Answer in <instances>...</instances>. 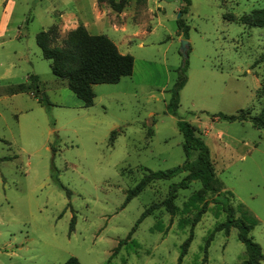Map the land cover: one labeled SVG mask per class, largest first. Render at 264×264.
Returning a JSON list of instances; mask_svg holds the SVG:
<instances>
[{"label": "rangeland", "instance_id": "rangeland-1", "mask_svg": "<svg viewBox=\"0 0 264 264\" xmlns=\"http://www.w3.org/2000/svg\"><path fill=\"white\" fill-rule=\"evenodd\" d=\"M47 3L14 0L9 25L18 33H9L1 51L2 85L23 82L27 73H36L39 82L37 89L14 94L0 87V156H8L0 160V264H61L69 256L78 264H176L203 200L179 264H240L245 251L237 228L215 229L225 218L215 192L184 204L199 187L196 179L177 189L174 213L154 208L126 238L141 211L184 174L153 179L124 202L144 167L182 162L178 116L201 131L215 175L231 192L234 217L243 209L256 218L248 234L264 252V130L248 119L211 115L255 113L264 103V25L225 17L264 8V0H189L180 14L188 25L185 57L176 24L182 0H150L145 11L126 8L125 29L100 19L89 32L106 34L133 63L117 81L93 83L87 106L51 73L35 43L34 34L52 22L42 9ZM112 16L117 24L119 15ZM65 33L57 29L54 42L61 44ZM183 58L185 81L173 115L165 102ZM10 59L13 65L6 63ZM119 239L123 243L111 254Z\"/></svg>", "mask_w": 264, "mask_h": 264}, {"label": "trees", "instance_id": "trees-1", "mask_svg": "<svg viewBox=\"0 0 264 264\" xmlns=\"http://www.w3.org/2000/svg\"><path fill=\"white\" fill-rule=\"evenodd\" d=\"M98 3L105 1L108 6L115 12L121 11L127 0H96ZM184 3L179 8V15L176 18L177 29L184 34L186 38L188 25L182 21L180 14L187 10L189 0H182ZM228 19H235L247 25H264V8L254 7L248 12L242 13L235 17L233 14L226 13ZM57 24L52 22L46 28L38 30L34 34V40L40 50L43 58L49 60V68L53 75L64 78L66 86L79 99L81 105L87 106L92 103L93 91L91 85L99 82H115L121 76L131 73L133 59L129 53H121L115 43L104 33H90L82 24H77L73 28L66 31L62 38L61 44L54 41L57 36ZM188 47V45H187ZM182 66L173 85L168 89L169 95L165 102L166 109L173 115L179 103V89L185 81L184 66L186 59L183 58ZM260 84L264 86V76L261 77ZM38 88V79L35 74L28 73L27 78L23 82L7 84L4 86L5 93H14L27 88ZM42 104H46L44 96L38 99ZM212 116L223 118L226 120H244L248 119L251 125L264 130V103L255 113H250L248 109H238L236 113H211ZM176 126L181 134V148L184 158L180 164L165 169L152 170L147 167L144 175L130 188L127 189L124 202L131 196L138 193L149 181L153 179L170 178L177 172L184 171V174L175 182L168 184L165 196L157 202H151L147 205L137 217L135 223L128 231L126 238L136 226V223L146 214L150 213L154 208L163 206L169 213H174L177 206L174 203L176 191L179 188L187 187L191 180H198L197 187L188 196V200L184 204L191 203L197 199H201L206 191L215 192V200L220 204L221 209L225 213L223 221L219 222L215 229H222L224 233L228 232L230 226L237 228V238L243 243L245 256L240 264H257L260 259H264V252L260 245L254 241L248 231L256 222L253 215L243 213L242 217H234V208L230 204L229 195L231 192L223 188L222 183L215 175L209 148L201 138L199 128L181 117L176 118ZM151 129L148 128L147 134ZM115 130L109 132V139L112 140ZM193 156V157H192ZM8 156H0L5 159ZM206 200H203L202 206L197 210L192 218L187 237L181 242L180 249L176 258V264H179L183 254L191 239L192 226L197 221L198 216L204 207ZM73 221L70 223V225ZM124 240L119 239L113 247L111 254L116 253L118 247ZM207 245V240L205 242ZM61 264H78L75 256L67 257Z\"/></svg>", "mask_w": 264, "mask_h": 264}, {"label": "crops", "instance_id": "crops-1", "mask_svg": "<svg viewBox=\"0 0 264 264\" xmlns=\"http://www.w3.org/2000/svg\"><path fill=\"white\" fill-rule=\"evenodd\" d=\"M48 1L42 9L48 15L51 16L52 22L57 24L59 30L67 31L70 28H73L77 24H82L86 30L89 32V28L93 25H96L100 19H108V22L111 24L113 28H120L125 29V19H123V14L125 13V9L128 7H132L134 11L147 9V2L150 0H127V3L119 12L113 11L105 1L97 2L96 0H46ZM152 2H156L160 0H151ZM14 7V0H0V69L2 67V58L3 54V45L6 39H11L12 35L10 34H17L18 30H13L10 27L9 23L11 21V16ZM119 15L117 19V24L111 19L112 15ZM51 22V23H52ZM50 23V24H51ZM16 29V28H14ZM12 30V31H11ZM15 31V32H14ZM12 32V33H11ZM136 33L135 31H132ZM10 33V34H9ZM91 33V32H90ZM130 35V34H129ZM11 54L15 53L13 48H11ZM7 55V54H6ZM9 65H13V60H8L6 62ZM28 74V73H27ZM38 82L39 78L36 73ZM0 72V87L6 86L10 84L9 81H5V85L3 78L1 77ZM27 75L25 76V81ZM14 84V83H11ZM15 93V92H14ZM14 93H7V94H14ZM6 94V95H7ZM4 94H0L2 97ZM201 133V131H200ZM1 247V246H0Z\"/></svg>", "mask_w": 264, "mask_h": 264}, {"label": "water", "instance_id": "water-1", "mask_svg": "<svg viewBox=\"0 0 264 264\" xmlns=\"http://www.w3.org/2000/svg\"><path fill=\"white\" fill-rule=\"evenodd\" d=\"M180 50H181V53H182V56L185 57L186 55V50H187V41L185 38H181L180 39Z\"/></svg>", "mask_w": 264, "mask_h": 264}]
</instances>
